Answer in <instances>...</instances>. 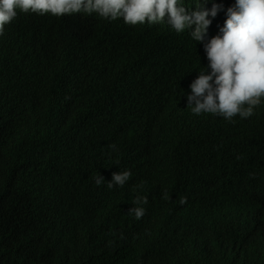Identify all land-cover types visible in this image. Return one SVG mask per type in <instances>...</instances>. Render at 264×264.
I'll use <instances>...</instances> for the list:
<instances>
[{
	"label": "trees",
	"instance_id": "1",
	"mask_svg": "<svg viewBox=\"0 0 264 264\" xmlns=\"http://www.w3.org/2000/svg\"><path fill=\"white\" fill-rule=\"evenodd\" d=\"M207 64L203 43L166 22L18 11L0 35V264H164L177 242L163 234L168 242L144 252V234L165 228L164 210L179 214L177 195L134 235L141 219L105 213L113 200L134 202L107 188L115 170L158 167L173 178L188 162L211 169L228 193L237 187L218 165L234 158L264 194V102L227 123L193 114L185 92ZM59 160L49 203L39 176L51 178ZM100 174L106 183L97 185ZM258 204L255 224L225 218L222 247L199 251L195 264H264V199Z\"/></svg>",
	"mask_w": 264,
	"mask_h": 264
},
{
	"label": "clouds",
	"instance_id": "2",
	"mask_svg": "<svg viewBox=\"0 0 264 264\" xmlns=\"http://www.w3.org/2000/svg\"><path fill=\"white\" fill-rule=\"evenodd\" d=\"M183 1L191 8H186L182 0H0V35L18 11L55 17L96 15L111 21L122 18L131 26L166 22L177 33L188 31L192 40L203 43L208 61L190 84V90L185 92L187 108L195 115L203 114L205 118L221 119L226 123L237 116L242 120L252 117L254 110L264 102V0ZM107 147L116 148L114 144ZM65 154L60 152V159ZM233 159L225 158L218 165L223 175L232 179L230 184L237 187L228 189L231 191L228 193L219 187L211 169L191 166L188 162L177 168L173 178L168 169L155 167L153 174L146 173L144 168L135 173L119 169L115 170L110 182L106 183L101 174L95 177V182L97 185L106 183L109 190H118L116 194L134 198L128 208L113 200L105 210L108 216H115L122 210L136 220L141 219L140 225L131 226L134 235L160 210L161 203L171 198L168 195L175 193L179 214L168 215L166 210L159 214V224L165 228L144 234L149 244L143 251H155L168 242L159 238L167 234L177 242L178 248L172 247L167 259L159 260L164 264H187L191 260L195 264L194 259L202 257L199 251L206 249L207 254L203 256L207 257L214 246L222 247L220 227L225 218L233 217L239 224H255L260 217L258 200L264 199V194L253 184L256 176L244 165L231 161ZM11 164L9 161L3 165ZM57 165L60 168L52 172L51 178L39 176L43 197L49 203L55 181H58L56 177L64 170L60 160ZM163 180L169 186L155 187ZM106 242L102 248L113 251L111 243ZM152 262L155 259L146 264Z\"/></svg>",
	"mask_w": 264,
	"mask_h": 264
},
{
	"label": "bare ground",
	"instance_id": "3",
	"mask_svg": "<svg viewBox=\"0 0 264 264\" xmlns=\"http://www.w3.org/2000/svg\"><path fill=\"white\" fill-rule=\"evenodd\" d=\"M167 186H169V184L167 183V181H165V180H163V181H161L160 183H159V185L158 186H155V187H167Z\"/></svg>",
	"mask_w": 264,
	"mask_h": 264
}]
</instances>
